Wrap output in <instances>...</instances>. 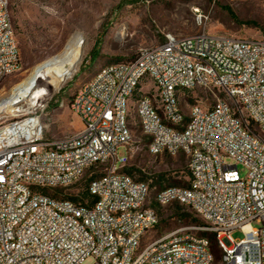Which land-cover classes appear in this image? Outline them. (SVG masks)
I'll return each mask as SVG.
<instances>
[{
  "label": "built area",
  "instance_id": "1",
  "mask_svg": "<svg viewBox=\"0 0 264 264\" xmlns=\"http://www.w3.org/2000/svg\"><path fill=\"white\" fill-rule=\"evenodd\" d=\"M194 15L196 33H167L80 84L68 101L82 124L75 134L45 138L39 106L17 107L0 125V264H264V36L211 32L209 16ZM20 67L9 2L0 0V84ZM196 87L227 98L215 93L211 107L196 103L185 116L180 94ZM134 95L149 152L189 158L188 185L163 188L156 201L190 207L219 257L208 237L188 232L142 244L158 215L148 183L117 154L131 140ZM92 175V205L49 192Z\"/></svg>",
  "mask_w": 264,
  "mask_h": 264
},
{
  "label": "rangeland",
  "instance_id": "2",
  "mask_svg": "<svg viewBox=\"0 0 264 264\" xmlns=\"http://www.w3.org/2000/svg\"><path fill=\"white\" fill-rule=\"evenodd\" d=\"M11 18L18 41L21 67L8 75L0 84V98L24 78L39 62L61 52L71 36H84L83 53L72 75L50 96L42 100L40 114L45 125V138L59 139L78 132L81 120L68 105L76 88L91 79L103 66L130 61L140 48L157 46L165 34L187 36L198 31L194 12L199 9L209 16L211 32L236 37L260 38L264 36V0H8ZM231 12L237 17L235 20ZM150 85L145 86L147 88ZM214 91V92H213ZM210 91L196 87L180 94V108L189 116L191 107L200 103L209 108L218 97L227 98L220 89ZM27 108V101L18 108ZM13 118L8 112L0 113V125ZM129 120L131 140L117 150L119 158H126L125 168H132L133 177H143L149 185L147 204L158 215V223L144 236L145 245L162 235L188 232L201 236L203 230L194 221L204 223L190 207L177 201L160 204L157 193L166 187L186 186L190 174L189 158L179 152L152 154L149 139L143 133L136 114V95L130 100ZM227 162L235 163L227 158ZM241 176L245 167L237 163ZM84 176L76 184L55 189L57 197L80 198ZM51 194L54 191H49ZM177 206L180 210L177 211ZM253 226L258 227L257 223ZM236 239L243 237L240 229L232 231ZM216 255H221L214 244ZM86 264L88 261L85 262Z\"/></svg>",
  "mask_w": 264,
  "mask_h": 264
},
{
  "label": "bare ground",
  "instance_id": "3",
  "mask_svg": "<svg viewBox=\"0 0 264 264\" xmlns=\"http://www.w3.org/2000/svg\"><path fill=\"white\" fill-rule=\"evenodd\" d=\"M83 46L84 36L75 33L61 52L34 65L24 78L0 98V113L8 112L13 115L23 101H27V108L24 110L40 106L43 98L58 91L72 75L81 60Z\"/></svg>",
  "mask_w": 264,
  "mask_h": 264
},
{
  "label": "trees",
  "instance_id": "4",
  "mask_svg": "<svg viewBox=\"0 0 264 264\" xmlns=\"http://www.w3.org/2000/svg\"><path fill=\"white\" fill-rule=\"evenodd\" d=\"M231 15L233 16V18L235 19V20H238L237 19V17H235V15L233 14V12H231ZM127 173H129V174H131V175H133V170H132V168H125L124 169ZM190 174V173H189ZM93 175L91 176V177H89V178H86L85 179V182H84V189H83V192H82V194H81V196H80V199H82V200H88V205H92L93 204V202L95 201V198L89 193V190H88V185H89V182L93 179ZM144 178L143 177H140L139 179H137V180H140V181H142ZM189 183V182H188ZM188 183H187V185H188ZM172 186H175V185H172ZM162 190V189H161ZM43 192H45V193H47V190H43ZM53 195H56V192H54V193H52ZM178 202V201H177ZM154 209L156 210L157 208L156 207H154ZM181 208H180V206H177V208H176V210L177 211H179ZM194 219V221L196 222V223H198L200 226H203L204 225V223L203 222H201L200 220H198V219H196V218H193ZM199 237H208L212 242H213V245L215 244V240H216V238H215V235L213 234V233H210V232H203L202 233V235L201 236H199Z\"/></svg>",
  "mask_w": 264,
  "mask_h": 264
}]
</instances>
